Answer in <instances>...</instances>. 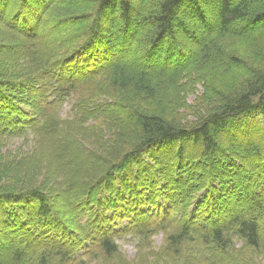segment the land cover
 I'll return each mask as SVG.
<instances>
[{
	"label": "trees",
	"instance_id": "trees-1",
	"mask_svg": "<svg viewBox=\"0 0 264 264\" xmlns=\"http://www.w3.org/2000/svg\"><path fill=\"white\" fill-rule=\"evenodd\" d=\"M238 40L264 41V0H0V264L109 263L174 221L188 264H258L264 55ZM95 80L125 122L75 98ZM31 135L49 161L7 149Z\"/></svg>",
	"mask_w": 264,
	"mask_h": 264
},
{
	"label": "rangeland",
	"instance_id": "rangeland-1",
	"mask_svg": "<svg viewBox=\"0 0 264 264\" xmlns=\"http://www.w3.org/2000/svg\"><path fill=\"white\" fill-rule=\"evenodd\" d=\"M188 23V21H187ZM189 27L191 29H196V31L201 32L198 28L197 23L189 22ZM239 26V25H238ZM142 33H138V35H141ZM230 41V40H229ZM186 44L189 45V48H193L192 51L196 49V46L193 45L191 42H187L185 40ZM229 48L231 51L236 54L244 57V58H255L256 60L261 59L264 55V41H255V40H238L228 43ZM143 49V47H142ZM144 52V51H142ZM142 52H138V48L133 50V53H130L129 56H127L129 63H132L133 61H136L137 59H145V55L142 54ZM220 82L223 80L221 77L219 78ZM81 91H78L75 95L76 99H82L89 91V94L87 95L86 100V106L89 109L96 108L99 105L101 107L95 111L102 110L103 108L109 109L112 113L113 117L116 118H123L124 121H121V123L125 122L126 118V112H124V109H126L127 102L124 100H120L113 98L112 96H107V98H104L103 95H98V93L101 91L100 89V83L98 81H91L89 82L85 87H80ZM198 91L195 94H192L188 97L187 102L190 105H193L195 101L198 100L199 97L203 96L206 92L205 89H203L202 86H199ZM209 92V91H208ZM82 93V95H81ZM81 95V96H80ZM90 95H94L95 98H89ZM209 95V94H208ZM74 102L71 99V101H66L63 104V107L61 109V115L64 118H68L72 116L71 107L73 106ZM114 113H118L114 115ZM186 115L190 116V113L187 111L185 112ZM117 124V123H116ZM25 136L15 137L12 138L9 141L7 149L13 151L15 154L21 153L22 151L23 156L25 157L23 159V164L34 166L38 163L49 161L48 153L41 148L42 146L33 145V148L31 147L32 144L30 140L33 138L31 135L29 139H26ZM45 152V156L42 157L40 154H37L38 152ZM173 220H178L177 218H174ZM163 227H166L164 229H160L157 233H155L152 236L149 237H141V236H134L132 234H126L118 239L119 247H120V253L116 257H112L110 262L108 263L105 259H103L101 256H98L97 259H93L95 256L87 258L90 260L89 264H188L192 261L191 257L187 254L186 251H182V249H175V246L170 245L168 242V234L177 229L176 222L169 223ZM243 242H239L237 247H241ZM251 256L256 259L258 264H264V247H257V248H250L248 249L244 254Z\"/></svg>",
	"mask_w": 264,
	"mask_h": 264
}]
</instances>
